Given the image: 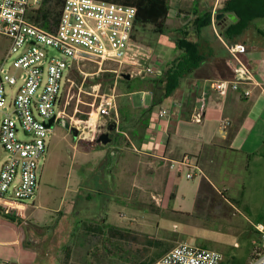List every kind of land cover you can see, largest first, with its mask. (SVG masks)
Returning <instances> with one entry per match:
<instances>
[{"label": "crops", "instance_id": "crops-1", "mask_svg": "<svg viewBox=\"0 0 264 264\" xmlns=\"http://www.w3.org/2000/svg\"><path fill=\"white\" fill-rule=\"evenodd\" d=\"M214 2L169 0L170 12L164 32H159L153 24H140L136 21L128 52L140 59L142 67L153 66L154 72L136 74L132 73L130 65H126L124 73H130L134 79L138 78L136 90L128 94L135 109L152 105L155 97L153 90L157 86L154 80L164 78L167 71L177 66L180 60L187 58V62H195V66L185 71L174 92L154 107L147 129L141 133L140 138L131 139L132 148L125 149L124 144L117 146L115 141L109 144L97 142L91 146L85 144L89 149H84V153L89 156L95 153L97 163L74 190L76 194L71 199L77 198V201L69 205V208H73L75 214L82 216L78 204L84 195L83 190H99L109 201L112 199L108 196L128 197L138 186L141 171L148 172L151 179L159 183L155 189L158 195L155 209L188 214L190 210L184 204L177 205L178 190L184 175L189 172L187 167L179 163L185 155H189L195 165L192 168L195 176L191 179L198 175L201 177L197 192L194 186L185 192L186 197L191 198L192 202L194 199L198 201L205 192H213L216 197L218 193L215 190L222 194L220 186H216V182L220 181L226 193V196L222 195L223 198L239 207L243 205L240 198L229 192L230 187L239 181L235 182L234 177L240 179L242 176L244 180L243 172L251 158L264 157V94L253 85L230 88L226 94H221L212 87V83L234 76L235 60L226 44L231 42L247 45V51L242 57L256 78L264 83V30L256 20L250 19L249 8H238L234 0L219 3L215 27L212 22ZM262 25L264 28V23ZM147 29L152 31L148 32ZM246 88L253 89L251 95L243 94ZM113 90L118 100L121 94L117 92V87ZM137 93H142V103L135 100ZM203 93L207 97L206 107L203 120L198 122L194 120V114L200 106ZM146 95L150 96L149 103L146 102ZM163 108L168 110V114L161 116L160 110ZM111 135L114 136L113 132ZM114 148L120 149L122 153L112 170L113 183L110 185L104 170ZM236 157L240 158L236 160ZM171 163H174L173 168ZM92 196L90 192L87 194L88 199ZM141 204L139 201L134 205ZM35 206L34 201L26 221L13 219L0 211V260L6 264H39L42 254L37 247L39 227L29 225L30 218L36 215ZM64 206L65 203L57 212L64 215ZM90 219L94 217H82L79 223L76 220L70 223L82 230V222ZM102 222L123 228L133 225L109 223L106 218ZM141 224L137 231L145 233ZM45 226L49 230L52 228ZM191 228V224H186L182 233L184 237L191 232ZM69 233L72 234V231ZM51 250L54 248H47L48 255ZM232 258L235 260L236 256L232 255ZM223 262L224 259L220 264Z\"/></svg>", "mask_w": 264, "mask_h": 264}, {"label": "built area", "instance_id": "built-area-1", "mask_svg": "<svg viewBox=\"0 0 264 264\" xmlns=\"http://www.w3.org/2000/svg\"><path fill=\"white\" fill-rule=\"evenodd\" d=\"M43 1L0 0V33L10 40L0 62V211L21 221L28 219L29 200L39 185L38 161L48 148L47 133L53 124L60 119L74 121L75 129L81 130L79 139L95 144L110 123H119L114 90L97 96L89 111L82 112L78 105L70 111L78 74H84L83 84L91 74L80 66L92 63L97 72L113 71L116 80L123 77L126 65H130L132 73L154 72L153 66L142 67L140 59L128 52L137 21L136 6L109 0H64L58 24L49 30L31 19L32 10ZM222 1L214 2L215 27ZM226 44L235 60L234 76L215 81L212 87L226 94L230 88L253 85L264 94V83L242 57L247 45ZM109 63L116 67L107 68ZM252 92V88L243 90L246 96ZM206 101L203 93L195 121L203 120ZM167 114L166 108L160 110L161 116ZM53 117L54 122L49 124ZM179 163L189 169L188 178L195 176L192 170L195 165L189 155ZM256 228L261 235V247L249 264H264V223H257ZM222 258L217 249L180 241L153 264H220ZM0 264L6 263L0 260Z\"/></svg>", "mask_w": 264, "mask_h": 264}, {"label": "rangeland", "instance_id": "rangeland-1", "mask_svg": "<svg viewBox=\"0 0 264 264\" xmlns=\"http://www.w3.org/2000/svg\"><path fill=\"white\" fill-rule=\"evenodd\" d=\"M238 3L252 6L253 13H255L252 19L256 20L259 27L264 30L262 27L264 0H239ZM149 27L152 29V26ZM147 31L151 32L152 30L147 29ZM9 45V38L0 33V62ZM80 67L91 74L86 77L84 84V74H78L72 91L76 94L72 99L70 111L76 109L78 105L79 110L85 112L90 110V103L97 96L99 98V95L109 94L113 91L104 90L102 85L96 82L98 75L105 71L97 72L96 65L92 63H86ZM106 67L110 69L115 68L116 65L109 63ZM80 78L81 82H79ZM117 92H120L118 88ZM142 96V93H137L135 100L142 103ZM145 99L147 103L150 102L149 95H146ZM11 100L12 95L9 94L8 102ZM69 123L70 128H66L61 121L55 122L52 129L48 131V148L38 161L39 185L34 196L29 200L31 204L35 201L36 205V215L30 218L29 225L34 228L39 227V230L37 229L39 231L37 247L40 252L42 251L39 264H137L135 260L141 261L145 255L152 256L154 254V249L150 248L149 254H145L137 250L136 244L113 237L97 238L70 223L74 220L79 223L82 217L87 216H93L94 219L90 220L99 222L106 218L109 223L121 226H130L133 223L127 229L139 233L141 232L137 231L140 230L138 225L142 223L140 226L145 232L144 234L169 240L174 245L180 241H192V243L203 247L217 249L222 253L223 264H249L257 256L261 247V235L256 224L264 221L263 156L251 158L249 166L243 172L244 180H242V176L240 179L234 177L235 182L239 181L230 187L229 194L232 193L233 196H237L244 202L240 207L223 198L224 190L220 181L216 182V186L218 188L220 186L222 194L215 190L218 196L214 197L213 192H205L198 201L194 199L192 202L191 198L185 196V192L194 186L197 192L201 177L198 175L191 179L185 174L178 190L177 205L184 204L183 206L190 212L188 214H186L187 212L176 213L165 209L159 211L154 206L156 197H158L155 189L159 183L151 179V174L141 171L138 186L128 197L125 195H119L116 198L108 196L112 199L109 201L99 190L96 192L90 190L89 192L93 196L88 199V190H83L84 195L82 194L83 197L80 198L78 204L80 214H82L80 217L72 211L73 208H69V205L72 206L74 201H77V198L73 200L71 197L76 194L74 190L77 185L96 165L97 157H94L95 153H92L91 156L84 153V149H89L85 144L90 145L79 139L81 130L77 134L74 133L73 128L77 127L73 125L74 121ZM19 136L24 137L22 133ZM124 146L125 149H128L126 145ZM121 153H119L116 164ZM108 165L109 162L105 166L104 173L108 184L111 185L113 177L106 173ZM242 185L245 186L244 189H242ZM184 196L186 198H183ZM139 201L142 202L141 206L134 205ZM64 203L63 212L65 214L63 215L58 213L57 209ZM45 224L52 228L49 230ZM186 224H191L192 228L191 232L184 237L182 233H184L183 228L186 227ZM69 231H72V234ZM48 247L54 248L49 255ZM68 248H71V251ZM232 255L236 256L235 260Z\"/></svg>", "mask_w": 264, "mask_h": 264}, {"label": "trees", "instance_id": "trees-1", "mask_svg": "<svg viewBox=\"0 0 264 264\" xmlns=\"http://www.w3.org/2000/svg\"><path fill=\"white\" fill-rule=\"evenodd\" d=\"M64 0H44L43 3L32 10L31 19L41 25L42 27L54 30L58 24ZM119 2L122 4L133 5L138 9L137 22L140 24H153L159 32H164L167 28V19L170 12L169 0H109ZM231 1V0H230ZM233 1V0H232ZM239 0H234L238 5ZM248 12H251L250 19H252L253 9L252 6H247ZM255 11V10H254ZM256 12V11H255ZM263 12V11H262ZM259 13V12H258ZM185 58L178 62V65L173 67L170 71L168 70L164 78L154 80L157 84L153 90L155 94L153 103L150 107H144L140 110L135 109L129 93L136 90V84L133 75L130 79L121 77L116 80V73L113 71H105L98 75L96 82H99L104 90L111 91L114 87L120 90V97L118 98V110L120 114L118 131L113 132L114 141L117 146L126 145L127 147H133L131 139H137L141 137V133L144 132L149 126V120L152 111L156 105L162 103V101L170 96L177 84L180 77L185 71L190 70L195 66V62ZM191 60V59H190ZM81 78L79 79V81ZM90 146L93 145L88 143ZM224 196L226 193L223 192ZM234 202L239 204L237 199H232ZM13 219H18L9 216ZM20 220V219H19ZM21 221V220H20ZM82 230L87 234H92L95 237L108 236L118 240L126 241L132 244H136L137 250L149 254L150 248L154 249V254L145 255L143 260H135L137 264H153L158 258L168 252L174 244L171 241L150 236L144 233L134 232L130 229L119 227L115 224H104L99 221L86 220L82 222ZM104 241V240H103ZM140 248V249H138ZM71 251V248H68ZM222 264V263H221Z\"/></svg>", "mask_w": 264, "mask_h": 264}, {"label": "water", "instance_id": "water-1", "mask_svg": "<svg viewBox=\"0 0 264 264\" xmlns=\"http://www.w3.org/2000/svg\"><path fill=\"white\" fill-rule=\"evenodd\" d=\"M123 77L130 79L131 74L130 73H123ZM54 120H55V117L51 118L49 124L54 122ZM60 121L66 128H70V123L66 119H60L59 122ZM118 126H119V123L116 121H113L112 123H110V125L107 128V131L103 132L100 135L98 142L103 143V144H109L112 141H114V137L111 135V133L118 131ZM73 129H74V133L77 134V132H78L77 129H75V128H73ZM119 153H120V149H118V148L112 149V152L110 155L109 165L106 169L107 175H111L113 167L117 162V158L119 156Z\"/></svg>", "mask_w": 264, "mask_h": 264}]
</instances>
